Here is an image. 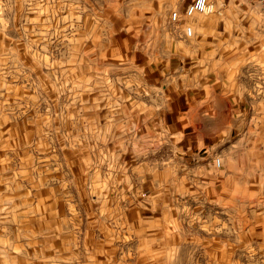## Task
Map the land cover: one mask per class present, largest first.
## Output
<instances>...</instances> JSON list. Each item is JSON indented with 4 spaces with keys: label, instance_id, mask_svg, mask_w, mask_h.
I'll return each instance as SVG.
<instances>
[{
    "label": "rangeland",
    "instance_id": "rangeland-1",
    "mask_svg": "<svg viewBox=\"0 0 264 264\" xmlns=\"http://www.w3.org/2000/svg\"><path fill=\"white\" fill-rule=\"evenodd\" d=\"M190 1L0 0V264H264V4Z\"/></svg>",
    "mask_w": 264,
    "mask_h": 264
},
{
    "label": "crops",
    "instance_id": "crops-1",
    "mask_svg": "<svg viewBox=\"0 0 264 264\" xmlns=\"http://www.w3.org/2000/svg\"><path fill=\"white\" fill-rule=\"evenodd\" d=\"M192 1V0H191ZM190 1V2H191ZM227 4H231L232 2H236L239 0H224ZM189 2V3H190ZM188 3V4H189ZM187 4V5H188ZM186 5V7H187ZM185 7V9H186ZM184 9V10H185ZM181 11V10H180ZM174 51V50H173ZM170 55V59L173 58L174 61V56ZM176 68L173 67V75L172 78L175 79L177 77H182L186 75L187 76L188 72L181 71V74H178L177 71L175 70ZM187 73V74H185ZM174 83V82H173ZM182 86V85H181ZM186 89L188 87L187 84L183 85ZM178 87V86H177ZM173 87V143H182L183 145L179 147V149H182L183 151H190L193 147L194 143V138H193V131L189 129V127L194 125V117L195 115H205V113L209 112V109H207V104L208 101L210 100L209 95H205L204 92H202L200 97L198 98L199 101L194 104V96L188 90L184 88L177 89ZM205 105V108H203V105ZM213 110L215 111L214 113V118L215 120L218 119L219 117V110L216 108L215 105H213ZM222 114V112H220ZM225 122H221V125L224 126ZM199 143L201 142L200 139L197 140Z\"/></svg>",
    "mask_w": 264,
    "mask_h": 264
},
{
    "label": "built area",
    "instance_id": "built-area-1",
    "mask_svg": "<svg viewBox=\"0 0 264 264\" xmlns=\"http://www.w3.org/2000/svg\"><path fill=\"white\" fill-rule=\"evenodd\" d=\"M259 3L264 4V0H257ZM218 10V0H192L184 10V13L180 10H174L171 13V21L176 25V29H184L185 34L188 36L193 35V25L189 23H183L185 16H193L196 13H200L206 16L213 15ZM183 26V27H182ZM214 164L217 167L222 166V157L217 155L214 157Z\"/></svg>",
    "mask_w": 264,
    "mask_h": 264
}]
</instances>
